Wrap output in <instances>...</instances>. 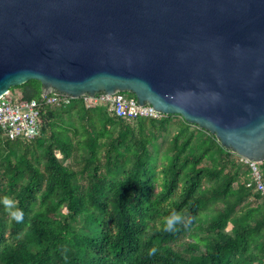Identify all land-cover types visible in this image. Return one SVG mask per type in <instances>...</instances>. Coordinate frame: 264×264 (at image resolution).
Returning a JSON list of instances; mask_svg holds the SVG:
<instances>
[{"label": "trees", "instance_id": "16d2710c", "mask_svg": "<svg viewBox=\"0 0 264 264\" xmlns=\"http://www.w3.org/2000/svg\"><path fill=\"white\" fill-rule=\"evenodd\" d=\"M15 88L42 92L35 79ZM37 123L33 138L0 129V264H264V197L213 133L81 98L41 105ZM173 212L191 222L168 232Z\"/></svg>", "mask_w": 264, "mask_h": 264}, {"label": "water", "instance_id": "95a60500", "mask_svg": "<svg viewBox=\"0 0 264 264\" xmlns=\"http://www.w3.org/2000/svg\"><path fill=\"white\" fill-rule=\"evenodd\" d=\"M132 93L264 161V0H0V96Z\"/></svg>", "mask_w": 264, "mask_h": 264}, {"label": "built area", "instance_id": "2783aa9c", "mask_svg": "<svg viewBox=\"0 0 264 264\" xmlns=\"http://www.w3.org/2000/svg\"><path fill=\"white\" fill-rule=\"evenodd\" d=\"M85 107L106 104L109 111L119 117L135 119L137 117L159 118L158 112L150 104H139L134 95L126 91L105 94H84L80 97ZM74 99L70 95L57 92H41L39 98L23 99L18 90H8L0 96V129L9 138H33L38 134L37 117L41 105H67ZM239 161L250 169V175L264 197V182L257 162L239 157Z\"/></svg>", "mask_w": 264, "mask_h": 264}, {"label": "clouds", "instance_id": "9594fccd", "mask_svg": "<svg viewBox=\"0 0 264 264\" xmlns=\"http://www.w3.org/2000/svg\"><path fill=\"white\" fill-rule=\"evenodd\" d=\"M5 207L10 211L12 218L21 222L24 218V213L20 208L14 206L13 201L10 198L5 197L3 200ZM191 222V217L185 218L180 212H173L169 215L165 220L164 230L168 232H173L177 230V226L183 224L187 226ZM158 249L156 247H152L148 250L149 256H154L157 253Z\"/></svg>", "mask_w": 264, "mask_h": 264}, {"label": "bare ground", "instance_id": "6f19581e", "mask_svg": "<svg viewBox=\"0 0 264 264\" xmlns=\"http://www.w3.org/2000/svg\"><path fill=\"white\" fill-rule=\"evenodd\" d=\"M137 100V99H136ZM140 104V103H139ZM145 104H148V103H145ZM141 105H143V104H141ZM240 157H243V156H240ZM245 158V157H244ZM249 160V159H248ZM251 161H253V160H251ZM255 162H257V161H255ZM257 163H259V162H257ZM256 163V164H257ZM257 168H259L258 166H257ZM256 190L258 191V192H260V190L257 188V184H256ZM261 193V192H260ZM262 194V193H261ZM263 195V194H262Z\"/></svg>", "mask_w": 264, "mask_h": 264}, {"label": "rangeland", "instance_id": "374dc122", "mask_svg": "<svg viewBox=\"0 0 264 264\" xmlns=\"http://www.w3.org/2000/svg\"><path fill=\"white\" fill-rule=\"evenodd\" d=\"M14 90H18V91H21L19 88H15ZM227 228H229V226L227 227Z\"/></svg>", "mask_w": 264, "mask_h": 264}]
</instances>
